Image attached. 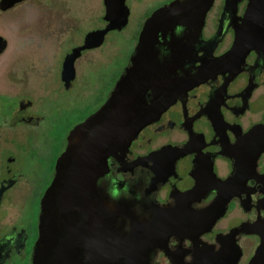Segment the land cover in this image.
I'll use <instances>...</instances> for the list:
<instances>
[{
    "label": "flooded vegetation",
    "instance_id": "flooded-vegetation-1",
    "mask_svg": "<svg viewBox=\"0 0 264 264\" xmlns=\"http://www.w3.org/2000/svg\"><path fill=\"white\" fill-rule=\"evenodd\" d=\"M170 1L146 16L137 42L146 19ZM248 1H238L233 15L234 7L227 0L218 4L215 0L201 43L172 72L176 82L195 75L206 57L219 56L232 46L235 23ZM126 4L128 24L109 30L101 44L81 49L68 75L64 73L68 55L85 44L91 31L107 27L106 0H0V264H32L42 200L54 181L69 135L103 105L130 63L135 47L123 66L120 52L106 46L111 33L121 32L130 23L133 0ZM81 23L88 29H78ZM184 31V26L175 30L177 35ZM219 32L210 47L207 41ZM157 46L160 58L169 55L167 39L161 38ZM256 59L253 50L224 92L228 72L188 90L184 82L173 89V102L140 130L124 152L107 158L108 170L98 185L110 199L128 202L149 219L157 213L181 212L186 205L194 210L207 207L218 194L211 185L186 196L197 177L204 182L213 179V172L222 179L232 177L235 160L221 153L223 141L234 142L236 131L264 122V65ZM163 97L150 89L146 98L152 103ZM256 109L261 117L246 126L243 119ZM219 111L227 122L225 132L214 125ZM256 173L240 186L226 214L210 230L196 234L169 229L154 235L147 264H252L261 235L238 227L264 218V153Z\"/></svg>",
    "mask_w": 264,
    "mask_h": 264
},
{
    "label": "water",
    "instance_id": "water-1",
    "mask_svg": "<svg viewBox=\"0 0 264 264\" xmlns=\"http://www.w3.org/2000/svg\"><path fill=\"white\" fill-rule=\"evenodd\" d=\"M238 1L227 0L234 7L233 15ZM106 3L107 27L91 31L85 44L68 55L65 74L73 72L81 49L101 44L109 30L128 24L130 9L126 0H106ZM214 3L215 0H171L146 19L130 63L109 97L97 111L76 124L69 135L67 148L58 159L54 181L42 200L40 235L32 264H147L151 240L157 234L169 229L196 234L210 230L226 214L240 186L256 176L258 160L264 153V122L245 132L236 131L234 142L223 141L221 153L235 160L236 172L232 177L219 178L213 170L209 182L197 177V184L187 197L204 191L203 185H211L218 192L203 209L194 210L186 205L181 212L157 213L149 219L136 213L126 201L113 202L98 185V179L108 170L107 158L124 152L140 130L173 102V89L184 82V89L188 90L219 72H228L224 92L253 50L257 52L256 63L264 65V0H249L244 14L235 23L232 46L219 56L206 57L195 75L182 83L176 82L172 72L201 43L206 17ZM179 26L185 27L181 35L175 32ZM219 36L220 32L207 41L210 47ZM161 38L167 39L169 49L164 59L160 58L157 46ZM150 89L164 97L149 103L146 97ZM213 121L219 131H226L227 122L221 111ZM186 151L182 149L181 153ZM238 228L261 235L262 243L252 264H264V218Z\"/></svg>",
    "mask_w": 264,
    "mask_h": 264
},
{
    "label": "rangeland",
    "instance_id": "rangeland-1",
    "mask_svg": "<svg viewBox=\"0 0 264 264\" xmlns=\"http://www.w3.org/2000/svg\"><path fill=\"white\" fill-rule=\"evenodd\" d=\"M167 0H133V14L130 19L129 25L121 32L111 33L107 38L106 46L109 47L112 52H120L119 55L122 56L123 62L127 58V55L131 53L137 43V33L143 20L146 16L159 4ZM222 0H217V4ZM215 16V12H212L209 25H212V20ZM78 29H88L87 24L81 23ZM77 32V31H76ZM78 37V34H76ZM115 56L111 59L113 60ZM261 117V111L256 109L255 111L248 113V115L243 119L244 124L247 126L249 122L258 120ZM224 219L222 222H226Z\"/></svg>",
    "mask_w": 264,
    "mask_h": 264
},
{
    "label": "trees",
    "instance_id": "trees-1",
    "mask_svg": "<svg viewBox=\"0 0 264 264\" xmlns=\"http://www.w3.org/2000/svg\"><path fill=\"white\" fill-rule=\"evenodd\" d=\"M129 55H130V53L127 55V58H126L125 61L123 62V66L127 63L128 58H129Z\"/></svg>",
    "mask_w": 264,
    "mask_h": 264
}]
</instances>
